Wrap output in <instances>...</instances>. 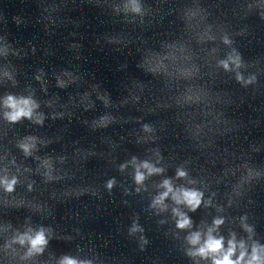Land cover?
Returning <instances> with one entry per match:
<instances>
[{
  "label": "clouds",
  "instance_id": "1",
  "mask_svg": "<svg viewBox=\"0 0 264 264\" xmlns=\"http://www.w3.org/2000/svg\"><path fill=\"white\" fill-rule=\"evenodd\" d=\"M225 67H227L226 64H225ZM8 103H9V106L14 108V109L17 107V105L13 102L11 97H9ZM24 103L27 104V101H25ZM7 115H8V118L10 120L16 121L21 116H30L31 112H30V110L26 111L23 108H21L17 111L10 113V114H7ZM145 167H148V165H145ZM149 171L151 172V171H153V169H149ZM178 175L183 176L184 173L179 172ZM136 179H137V182H140L144 179V176L140 173H137ZM14 182L15 181H13V183ZM164 186L168 188V192L172 191L171 187L169 186L168 181H165ZM8 190L9 191L12 190L11 185L8 186ZM168 192H165L164 196H167ZM200 196H201V194H199L195 191H185V192H183V201L186 202L194 210L200 204ZM174 198L177 199L178 203L181 202L178 197H174ZM162 200H163V196L157 200V203H160ZM214 223L216 225H219L222 223V221L216 220ZM189 225H190V221L185 216H181V219L177 223L178 228H185V227H188ZM198 241H199V234L198 233L194 234L192 237H190V243L196 244ZM45 243H46V240H45L42 232L38 233L36 235V237L31 240V244H32L33 248H36L37 246L43 245ZM222 249H223L222 239H214V238H212L211 235H209L205 245L203 247H201L200 249H198V254L201 256H205L208 253H219L222 251ZM234 249H235V245L232 244V242L230 241L229 242V249H228L227 253L224 254L222 256V258L214 259L213 264H240V261L243 259V253H241V256L238 260L233 261L231 259V256L234 252ZM257 259L258 258L255 255L252 257L253 262L257 261ZM64 264H75V261L66 260L64 262ZM250 264H252V262H250Z\"/></svg>",
  "mask_w": 264,
  "mask_h": 264
}]
</instances>
